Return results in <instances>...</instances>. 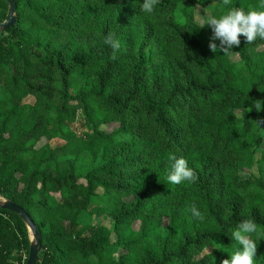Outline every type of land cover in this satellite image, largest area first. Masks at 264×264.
Returning <instances> with one entry per match:
<instances>
[{"label":"trees","instance_id":"16d2710c","mask_svg":"<svg viewBox=\"0 0 264 264\" xmlns=\"http://www.w3.org/2000/svg\"><path fill=\"white\" fill-rule=\"evenodd\" d=\"M12 1L14 23L0 30V197L33 223L34 264H220L241 220L264 230V129L253 122L264 119V40L241 37L230 62L193 17L194 6L218 17L264 0H160L152 14L143 0ZM170 152L196 183L167 181ZM29 246L24 223L0 209V264H25Z\"/></svg>","mask_w":264,"mask_h":264},{"label":"clouds","instance_id":"9594fccd","mask_svg":"<svg viewBox=\"0 0 264 264\" xmlns=\"http://www.w3.org/2000/svg\"><path fill=\"white\" fill-rule=\"evenodd\" d=\"M224 6L230 4V0H222ZM160 0H143L141 10L144 13L152 14ZM207 25L212 32L209 42V49L212 52L222 51L224 55L232 53L234 47H239L241 37L245 43L253 44L258 39L264 40V10L245 9L231 7L220 16L209 15L203 20L200 28ZM219 41V45L215 43ZM104 43L112 49V59H116V54L121 48V43L109 33L104 38ZM262 102L257 100L254 107L257 112L261 110ZM258 128L264 125V119L253 121ZM170 172L167 174V181L174 185L184 183L194 184L198 180L197 172L189 166L188 161L183 157H178L175 153L168 154ZM188 211L192 217L203 221L205 219L201 210L193 203ZM231 238L238 245L237 249L228 259H223L220 264H255L258 241L264 240V230L258 228L254 219H243L231 232Z\"/></svg>","mask_w":264,"mask_h":264},{"label":"water","instance_id":"95a60500","mask_svg":"<svg viewBox=\"0 0 264 264\" xmlns=\"http://www.w3.org/2000/svg\"><path fill=\"white\" fill-rule=\"evenodd\" d=\"M4 1L7 4V11L3 22L0 23V30L7 29L8 27L12 26L14 23L15 5L12 0H4ZM0 209H5L11 212L12 214L16 215L17 217H19L20 220L24 223L25 227L28 228V230L31 232L33 238V244H30L28 248V254L25 264H34L36 255L38 253L39 240L33 223L31 222V220L29 219V217L27 216V214L23 209L14 205L11 202H2L0 204Z\"/></svg>","mask_w":264,"mask_h":264},{"label":"rangeland","instance_id":"374dc122","mask_svg":"<svg viewBox=\"0 0 264 264\" xmlns=\"http://www.w3.org/2000/svg\"><path fill=\"white\" fill-rule=\"evenodd\" d=\"M6 9L7 8H5V10H4V14L5 15H6ZM0 11L1 12L3 11L2 8H0ZM207 16H209V13H208V11L206 9L200 8L198 6H194V8H193V17H194V22L198 26H201V24L203 23V20L205 18H207ZM228 59H229L230 62H236L237 61V56H236L235 53L232 52V53L229 54ZM115 128H116V125L109 124L105 128V132H110V131H112ZM260 148L264 151V141L261 143ZM249 174H250V171L248 169H240L238 171V176H239L240 179H246L249 176ZM2 202H6V201L3 198L0 197V204ZM82 220H84L85 222H89V221H93L94 218L91 217V216H84L82 218ZM161 221H162L161 222L162 225H166V223H167V219L166 218H163ZM96 222L100 223L103 227H107L108 224L110 223V221L107 218H105V217H99ZM138 227H139V223L138 222H134L130 226L131 230H133V231H136L138 229ZM26 229H27V235H28L29 243L33 244L32 234L28 230V228H26ZM109 240H110L111 243H113L115 241V236L113 234H110L109 235ZM117 253L121 254L123 252H122V250L118 249Z\"/></svg>","mask_w":264,"mask_h":264}]
</instances>
